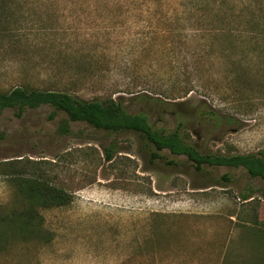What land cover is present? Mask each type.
I'll return each instance as SVG.
<instances>
[{
  "label": "rangeland",
  "instance_id": "1",
  "mask_svg": "<svg viewBox=\"0 0 264 264\" xmlns=\"http://www.w3.org/2000/svg\"><path fill=\"white\" fill-rule=\"evenodd\" d=\"M203 2L16 0L29 22L0 38V91L122 96L155 126H182L201 152H264V0ZM53 112L0 114V205L22 207L13 171L71 195L39 209L43 232L9 231L0 264H264L255 238L264 222L254 221L264 218L261 178L244 167L198 170L169 149L152 160L133 132L71 122L60 134L66 113Z\"/></svg>",
  "mask_w": 264,
  "mask_h": 264
},
{
  "label": "trees",
  "instance_id": "2",
  "mask_svg": "<svg viewBox=\"0 0 264 264\" xmlns=\"http://www.w3.org/2000/svg\"><path fill=\"white\" fill-rule=\"evenodd\" d=\"M205 1L208 5V0ZM15 2L16 0H0V38L16 37L17 32H20V26L29 22L19 11H16L13 5ZM260 10L263 11L264 17V8ZM255 24H258V21ZM140 96L142 100L153 98L156 102L164 103L158 96H149L147 93ZM42 105L54 107L51 117L57 112L66 113V118L59 123L60 134L71 133V122H85L94 128L105 129L111 133L133 132L145 137L152 160L160 158L162 152L169 149L173 154L187 156L198 170H201L205 164L244 167L251 177H259L264 181L263 151L231 154L201 152L195 144L186 141L180 132L182 126L170 131L164 127H157L150 121L147 113L130 112L124 105L122 96L86 99L66 90L41 89L30 84L0 91V114L8 108H13L17 109V115L20 116L27 108H37ZM216 117L218 120L222 118L218 115ZM104 151L106 159L111 160L116 149L111 146L105 147ZM224 177L227 178L226 175ZM10 181L16 188L22 207L6 208L0 205V246L6 243L8 232H13L12 230L25 238L40 233L43 220L39 212L40 208L59 206L71 201L69 193L40 176L18 174L13 171ZM260 196L264 199V188L261 189ZM252 197L253 194L244 193V199ZM254 221L262 223L264 218L255 215ZM255 238L258 242L264 239L263 228L259 229Z\"/></svg>",
  "mask_w": 264,
  "mask_h": 264
}]
</instances>
